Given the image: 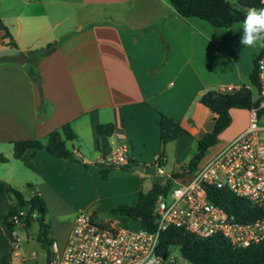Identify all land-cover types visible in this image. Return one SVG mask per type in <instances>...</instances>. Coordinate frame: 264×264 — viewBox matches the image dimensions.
Segmentation results:
<instances>
[{
  "label": "crops",
  "instance_id": "1",
  "mask_svg": "<svg viewBox=\"0 0 264 264\" xmlns=\"http://www.w3.org/2000/svg\"><path fill=\"white\" fill-rule=\"evenodd\" d=\"M0 16L16 41L10 45L0 28V154L9 159L0 163V232L7 236L6 242L0 237L5 252L0 250V264H14L13 252L22 255L20 248L19 255L13 250L4 223L16 203L15 190L25 199L39 193L48 213L69 220V234L82 210L94 211L101 222L114 220L109 217L113 208L152 188L145 163L162 150L166 174L183 172L197 152V140L215 124L202 95L251 87L263 49L239 43L243 21L216 28L199 17L179 15L168 0H0ZM49 43L57 47L41 54ZM35 55L41 89L29 75L33 62L28 58ZM161 113L192 135L163 147ZM231 116L213 150L248 128L249 109L232 108ZM68 122L78 135L68 143L78 160L34 148L14 157V141L45 139ZM107 123L114 124L113 134L100 136L97 126ZM123 147L128 165L136 160L145 170L115 165L103 179L94 164ZM27 251L39 264V251ZM30 258L16 264H33Z\"/></svg>",
  "mask_w": 264,
  "mask_h": 264
},
{
  "label": "built area",
  "instance_id": "2",
  "mask_svg": "<svg viewBox=\"0 0 264 264\" xmlns=\"http://www.w3.org/2000/svg\"><path fill=\"white\" fill-rule=\"evenodd\" d=\"M257 70L259 88L255 99L259 104L249 109L250 122L244 132L196 172L187 174L190 177L166 174L162 154L152 161L158 174L172 182L171 188L158 197L155 229L134 223L126 226L119 219L101 222L94 211L82 210L74 219L65 246L53 244L50 264H168L174 260L161 253L160 238L171 226L202 238L220 235L236 247L264 241V217L250 222L233 221L209 195L213 187L228 189L264 209V54L258 58ZM98 163L126 166L129 161L123 147L113 155L99 158ZM36 215L33 213L32 217ZM30 218L28 209H21L13 214L12 221L16 226H26ZM10 236L13 250L19 255L21 238L15 229Z\"/></svg>",
  "mask_w": 264,
  "mask_h": 264
},
{
  "label": "trees",
  "instance_id": "3",
  "mask_svg": "<svg viewBox=\"0 0 264 264\" xmlns=\"http://www.w3.org/2000/svg\"><path fill=\"white\" fill-rule=\"evenodd\" d=\"M177 10L178 14L183 17H199L216 28L230 27L234 23L243 21L246 10L249 8L264 7L261 0H237V4H231L228 0H168ZM0 28L4 32L5 38H9L10 45H16V41L4 20L0 16ZM57 47L56 43H49L41 54H49ZM264 54V46L261 51ZM35 59L28 58L32 61L29 68V75L37 83L41 89V76L37 69ZM3 59L0 57V62ZM257 62L255 61V70L251 75V84L242 86L234 90H218L210 89L201 97V102L207 106L215 114V124L211 131L204 134L198 141V149L196 154L191 158L189 163L183 167V172H176L175 176H182L186 173L196 172L201 165L203 158L208 150L216 145L221 134L231 125L232 108L250 109L253 105H258L256 100V92L259 88V77L257 70ZM161 130V144L164 147L167 143L177 140L183 135H192L181 123L177 122L170 116L161 113L159 120ZM114 124H99L97 132L100 136H110L114 132ZM78 138L77 133L71 123H65L59 128L53 130L45 139H23L14 141V157L22 158L28 149H44L51 155L64 160H78L73 149L68 146L69 142H74ZM164 156V150H162ZM9 159L0 154V163L7 162ZM136 160H131L128 166L122 169L130 170ZM151 168L153 166H147ZM163 164V163H162ZM101 168L102 177L106 179L110 170L115 166L106 163H95ZM172 182L164 181L162 178H154L152 188L141 193L139 198L133 203H122L111 210V214L115 219H119L126 226L132 223L139 227L148 228L150 230L156 228L155 207L158 197L166 193L171 188ZM16 203L12 205L4 218L5 225L10 231L16 227L12 221L13 214L21 209H28L30 219L27 225L30 226L34 221L33 213L40 214V233L38 241L43 248L53 249L55 243L52 237H49L50 223L46 222L48 214V206L45 199L36 193L30 199H25L19 191H14ZM210 199L217 205L224 208L230 219L239 222L255 221L264 217V209L255 203L250 202L244 197L237 196L228 189H209ZM43 219V220H41ZM176 245L181 249L183 256L193 264H264V241L252 244L247 247H236L231 242L220 236L214 235L208 238H202L187 232L182 228L171 226L162 232L160 238V251L168 259L171 257L170 247ZM1 257V252H0Z\"/></svg>",
  "mask_w": 264,
  "mask_h": 264
},
{
  "label": "rangeland",
  "instance_id": "4",
  "mask_svg": "<svg viewBox=\"0 0 264 264\" xmlns=\"http://www.w3.org/2000/svg\"><path fill=\"white\" fill-rule=\"evenodd\" d=\"M231 4L232 0H228ZM220 141V140H219ZM79 146V145H78ZM216 147V145L212 146L208 152L206 153L205 157L203 158L201 164L204 165L206 162H208V160L210 158H212V156L216 153V150H213ZM197 148H198V144H197ZM151 161H149V163H147V166H153L151 165L152 163H150ZM91 166V165H89ZM163 168H165V165L162 164ZM185 166V165H184ZM95 167L100 175L102 176V172H101V168L98 165L93 166ZM115 169L114 167L110 170V172ZM146 176L148 179H150L152 181L153 184V179L154 178H161L162 175L158 174L157 172V168L155 166L148 168L146 170ZM109 176V175H108ZM166 177V176H165ZM103 178V177H102ZM104 179V178H103ZM182 181H187L188 178H182ZM176 185V184H173ZM133 203V202H132ZM110 219H113L114 217L112 216V214L109 215ZM41 216L40 214H37L36 217L34 218V221L31 225V227L29 229L23 228L21 225H18L15 229L16 233L18 234V236L21 238V247H20V252L22 253V255L18 258L14 256V252L12 253V260L13 263L16 264L20 259H22L23 257L26 258H30V254L28 253V249L29 251H33V250H38L39 253L42 255L39 264H47L46 262V255H47V249L45 250V248H43V246L38 242L37 240V234L39 231V220H40ZM46 222L52 224H57L56 226H51L49 228V237H52L59 245L60 248L64 247V244L67 240L70 228H71V224L68 223L69 220H60L58 217L56 218L55 215L52 216L51 213H48L46 215ZM1 233V240L6 242L7 240V236L2 232ZM6 236V238H5ZM1 251L4 252V250L0 249ZM5 253V252H4ZM170 254H171V258L174 260V262H169L168 264H193L191 263L189 260H187L182 252L181 249L176 246L173 245L170 247ZM6 260L10 261L8 255H6ZM171 261V260H170ZM29 263H33V264H37L35 259H29L28 260Z\"/></svg>",
  "mask_w": 264,
  "mask_h": 264
},
{
  "label": "clouds",
  "instance_id": "5",
  "mask_svg": "<svg viewBox=\"0 0 264 264\" xmlns=\"http://www.w3.org/2000/svg\"><path fill=\"white\" fill-rule=\"evenodd\" d=\"M232 3L237 4V0H232ZM239 43L248 48L258 44L264 46V7L246 10Z\"/></svg>",
  "mask_w": 264,
  "mask_h": 264
},
{
  "label": "water",
  "instance_id": "6",
  "mask_svg": "<svg viewBox=\"0 0 264 264\" xmlns=\"http://www.w3.org/2000/svg\"><path fill=\"white\" fill-rule=\"evenodd\" d=\"M20 60L22 61H26L27 58L24 57V58H21ZM132 169L133 170H138V171H144L145 170V165L142 164V163H139V164H135L132 166ZM43 220V219H41ZM51 256H52V249L51 248H47V264H50V261H51Z\"/></svg>",
  "mask_w": 264,
  "mask_h": 264
}]
</instances>
